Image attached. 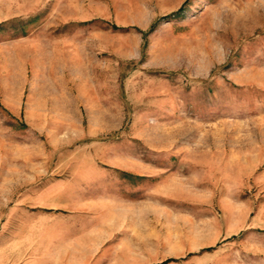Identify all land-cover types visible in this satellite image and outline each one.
Masks as SVG:
<instances>
[{"label": "rangeland", "instance_id": "1", "mask_svg": "<svg viewBox=\"0 0 264 264\" xmlns=\"http://www.w3.org/2000/svg\"><path fill=\"white\" fill-rule=\"evenodd\" d=\"M69 179L152 205L148 259L264 264V0H0V264L58 261Z\"/></svg>", "mask_w": 264, "mask_h": 264}, {"label": "crops", "instance_id": "2", "mask_svg": "<svg viewBox=\"0 0 264 264\" xmlns=\"http://www.w3.org/2000/svg\"><path fill=\"white\" fill-rule=\"evenodd\" d=\"M82 185L84 183L77 179L65 181L60 195L64 193L68 198L69 203L64 207L68 217L52 223L48 221L42 226L53 248L60 249L55 254L58 261L53 264H82L83 259L92 257L103 244L113 241L115 234L124 235L123 240L128 243V257L123 264H164L170 261V258L156 260V246L154 257L149 255L148 259L147 247L138 241L145 229H156L148 219L152 205L139 200H125L116 194L108 197L106 202H84Z\"/></svg>", "mask_w": 264, "mask_h": 264}]
</instances>
